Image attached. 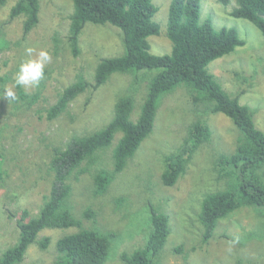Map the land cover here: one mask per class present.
<instances>
[{
  "label": "rangeland",
  "instance_id": "obj_1",
  "mask_svg": "<svg viewBox=\"0 0 264 264\" xmlns=\"http://www.w3.org/2000/svg\"><path fill=\"white\" fill-rule=\"evenodd\" d=\"M17 1L0 3V36L8 44L0 50V162L5 178L0 188V255L16 244L17 221L23 211L37 215L50 193L52 176L47 170L52 147H65L73 136L101 130L114 118L118 99L126 95L134 98L131 118L136 121L149 78L159 72H139L140 82H135L134 75L113 74L99 89H88L59 118L49 121L47 111L65 87L80 77L94 83L102 59L125 54L123 32L111 24L87 23L76 56L68 41L72 0H40L39 24L25 38L24 17L10 19ZM171 1L152 0L158 7L154 20L161 31L148 40L151 53L157 56L172 50L167 37ZM200 4L201 21L209 19L217 30L234 28L245 41L244 46L213 61L207 69L227 94L238 97L241 105L254 111V123L264 133V36L252 22L231 16L237 0H229L228 5L220 0H200ZM28 48L33 49L30 55ZM41 50L50 54L51 62L37 86L24 87L30 97L22 100L15 83L19 66L37 59ZM5 90L12 91L14 97L6 99ZM38 93L33 100L31 96ZM193 95L189 87L181 84L161 96L153 132L125 169L115 175L105 194H95L94 176L100 170L114 169L113 151L121 133L115 135L110 147L82 164L85 172L72 173L73 189L68 201L71 213L85 228L114 236L106 264H126L120 258L122 253L145 247L152 230L153 208L170 218L171 233L162 251V264H264V207L239 208L219 222L207 243L202 241V201L206 194L226 187L219 176L232 173L233 168H218L217 160L235 151L241 132L225 114H210L213 104L205 100L196 103ZM198 120L209 126L210 141L194 152L186 172L174 186L163 185L164 157L181 146ZM90 209L94 211L91 220L84 213ZM79 230L45 229L40 238L51 239L48 249L42 251L33 244L20 264H54L58 240ZM179 247L181 253L176 252Z\"/></svg>",
  "mask_w": 264,
  "mask_h": 264
},
{
  "label": "trees",
  "instance_id": "obj_2",
  "mask_svg": "<svg viewBox=\"0 0 264 264\" xmlns=\"http://www.w3.org/2000/svg\"><path fill=\"white\" fill-rule=\"evenodd\" d=\"M7 0H0L3 5ZM74 12L70 16L68 41L74 53H80L79 40L87 23L111 24L123 32L125 54L104 58L96 68L94 83L83 77L65 87L52 105L46 118L53 121L65 113L69 106L88 89L97 90L113 74L135 76L140 82L139 72L158 70L149 78L147 94L136 121L132 120L134 98L120 97L115 105L114 118L101 130L85 136H73L65 147L55 146L49 152L50 162L47 174L52 176L51 190L37 215L27 210L17 221L19 237L12 247L0 255V264H20L27 251L34 244L40 250L48 249L51 239L40 238L45 229H69L78 227L76 233L67 234L56 244L57 258L54 264H106L111 249V234H103L95 228H85L81 220L71 213V175L86 161H92L96 154L112 144L115 135L121 138L113 151L114 169L100 170L94 176L95 194L103 195L115 175L121 173L129 159L153 132L158 104L161 96L185 84L195 95L194 101H208L210 114L222 113L231 118L241 132L236 149L228 155H221L217 167L228 166L224 179L226 187L205 195L199 221L202 225V241L207 243L223 219L241 207H264V133L254 123V111L240 104L238 97H231L217 83L208 66L215 60L233 53L245 45L234 28L217 30L209 19L201 21L200 0H172L168 16L167 37L172 43L168 54L157 56L151 53L149 37L160 34L161 27L154 20L158 7L152 0H72ZM228 5L229 0H220ZM40 0H18L12 7L10 19L23 16V38L39 24ZM231 16L252 22L264 36V0H237V8ZM7 42L0 36V50L7 48ZM18 96L25 100L23 86H17ZM190 92V91H189ZM41 93V92H40ZM38 94L32 95L36 100ZM211 130L201 120L192 124L189 135L177 150L164 157V171L161 177L165 186H174L186 172L194 152L211 139ZM78 175L75 176L78 179ZM5 185L0 162V188ZM85 217L93 219L94 211H86ZM150 224L152 230L145 247L131 253L124 252L120 258L126 264H162V251L171 233L170 218L157 209H152ZM94 229V230H93ZM114 237V236H113ZM181 253L182 248H176Z\"/></svg>",
  "mask_w": 264,
  "mask_h": 264
},
{
  "label": "clouds",
  "instance_id": "obj_3",
  "mask_svg": "<svg viewBox=\"0 0 264 264\" xmlns=\"http://www.w3.org/2000/svg\"><path fill=\"white\" fill-rule=\"evenodd\" d=\"M33 49L28 48L26 52L30 55ZM51 62V56L46 50H41L38 53L37 59L27 60L20 64L18 72L16 74L15 83L17 86L23 87H35L44 77V69L47 64ZM14 93L9 90H5L4 97L6 99L13 98Z\"/></svg>",
  "mask_w": 264,
  "mask_h": 264
}]
</instances>
